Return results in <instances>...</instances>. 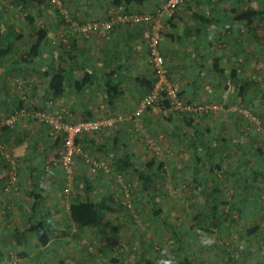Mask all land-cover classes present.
Wrapping results in <instances>:
<instances>
[{"label": "crops", "instance_id": "obj_1", "mask_svg": "<svg viewBox=\"0 0 264 264\" xmlns=\"http://www.w3.org/2000/svg\"><path fill=\"white\" fill-rule=\"evenodd\" d=\"M166 2L167 0H146L143 4L137 5L126 0H64L69 20L62 21L61 18H57L53 10L48 12L52 20L49 19L42 26L47 32L42 60L46 66H50L53 61H57L53 54H59L60 67L68 72V83L62 94L52 98L51 90L48 88L49 78L45 79L39 70L31 67L23 70L30 78V87H27L25 92H31L34 104L44 106L43 116L48 126L45 128L38 122L27 124L25 129L18 130L20 133L17 136V143L12 140L6 141L8 138L3 133L0 135V139L7 146L21 143L20 145L29 149L30 155L32 153L40 155L36 163L30 162L29 155L25 157V170L20 174L21 179L19 178L15 187L10 189L7 186L8 178L2 174L0 176V217L5 214L10 217L11 222V226L0 230V260H7V257L13 256L12 251L9 252L10 256L9 253H2V248L8 241L10 249L14 250L13 245L23 248L29 245L30 238L33 239V235L29 234L27 241L22 239L24 237L17 238L32 205L29 196L33 186L37 188L34 187L35 190L45 189L44 194L48 186L52 184L59 186L61 175L57 177V173L60 171L53 167L55 163L49 164L50 159L44 160L47 151L50 150L48 147L58 146L55 144L56 136L52 133L48 118H60L71 123L84 119H101L111 121L113 127L111 130L113 132L118 130L120 136L132 134L133 112L145 93V81L152 78L147 45L140 26L118 25L112 27L108 33L99 32L83 36L73 28V24L81 25L91 20L104 21L111 15L124 12L158 13L161 21L159 49L164 59L168 80L177 86L184 102L214 104L218 109L213 114L219 115L230 114V106L243 105V100L254 107L258 114L264 111V101L261 95L255 93L258 92L255 91L257 85L255 75L259 60L257 44L248 35L247 29L236 20L244 11H259L264 10V7L259 8L255 0H184L183 4L170 15L164 10ZM68 21L71 23L67 29L64 24H69ZM258 24L257 20L256 25ZM72 29L77 32H72ZM66 52L70 53V57L64 55ZM219 71L223 72L222 75L218 73ZM85 72L91 74L92 85L81 90L73 87L75 82L82 80ZM234 77L236 80H233ZM108 82L117 88V95L110 103L105 92ZM243 82L247 84L240 96L239 87L244 85ZM0 84L3 87L2 83ZM171 115L173 118L155 105L142 118L146 124L145 128L157 119L166 123V119L169 118L173 124L169 122L167 127L171 131L175 125L181 126V122L186 121L177 114ZM220 120L221 125L224 119ZM165 123H162L163 128L166 127ZM35 125L37 126L34 127ZM33 127L35 129L43 127L44 130L38 131L37 134L33 133L35 137L33 138L30 134ZM108 128L103 127L101 130L107 131ZM35 139H40L41 142H36ZM34 143L36 146L33 149ZM86 144L93 147L84 143L85 146ZM95 145H98V142H95ZM234 147L230 145L229 149L232 150ZM228 167L232 168L229 165ZM48 205L50 209L53 208L50 203ZM8 209L11 212L7 211ZM18 216L23 219L21 224L15 222ZM14 256L17 259L31 257L29 255L24 258L23 253L17 252Z\"/></svg>", "mask_w": 264, "mask_h": 264}, {"label": "rangeland", "instance_id": "obj_2", "mask_svg": "<svg viewBox=\"0 0 264 264\" xmlns=\"http://www.w3.org/2000/svg\"><path fill=\"white\" fill-rule=\"evenodd\" d=\"M255 1L258 2L259 8L264 7V0ZM61 2L64 4V0H61ZM50 8H53V6ZM46 11V8L43 6H41L39 12L32 6L22 11L20 6L15 5L14 0H1L0 12L3 14L0 15V29H4L3 35L8 31L12 34L8 43H12L15 48L20 47L18 42L14 41L15 39L13 38L16 37L15 33L19 32L22 36L21 42L24 44L26 35L30 31L25 16H32L35 20V26L40 28L51 19V16ZM66 19L69 20L68 16ZM79 25L73 24L72 26L74 29H77L76 26ZM74 29H72V32H77ZM25 46V44L22 46L19 51L20 53L25 51ZM16 54H9L6 61L11 63V61L17 60ZM257 67L258 71L256 75L259 77L264 76L263 57L259 58ZM1 75L2 71L0 70ZM22 77L23 75L20 72H15V69L10 68L8 70L5 82L11 86V91H13L12 85H17V90L20 92L22 90V93L25 92V90L20 88L21 83H24L20 79ZM1 82L2 79L0 77ZM2 99L3 94L0 90V100ZM230 107V114H210L207 116L208 119L204 118L206 120H203V124L211 130V133L204 138L206 140L214 142L215 135L217 134L221 138L231 139L230 145H233L232 140H239L241 144L239 148L235 146L232 150L229 149L227 151L229 156L227 163L232 167L228 168L232 170L219 173L217 176L212 175L209 171L212 168L209 162L197 171V177L205 180L206 191L210 190L212 186H217L219 188L218 199H225L237 204L240 199L239 196L242 195V175H237L234 173V170L243 172L244 167L242 163H238L239 159L237 160V158L242 156V150L245 146L247 150H251V153L246 157L250 164L253 162L258 167L261 165L260 163H264V129L260 126L262 125L260 124L262 119L259 121V119L251 116V114L246 117L241 116L243 114H237L239 111L247 112L242 105ZM237 108L238 111L234 112ZM29 110L27 111L29 112ZM142 117L135 122L131 120L134 130L132 134L119 135V142L126 146L125 150H123V147L120 148V144H114L115 135L112 131V122L102 120L106 123L105 127H109L108 130L103 131L106 130L103 129L87 137L94 140V142H98V145L89 147L87 144L86 146L84 143L81 144V152L78 153L76 161L73 160L72 162V174L69 175V178L67 176L64 177V171L58 165L59 160L55 157L60 156L63 152L62 142H59L56 147H48L50 150L47 151L44 160L48 161L50 159L49 164L55 163L53 167H57L60 171L57 173V177L61 175L62 181L65 183L64 187L47 188L46 195L48 196V204L50 203L54 208H51L52 211L55 210L57 212L58 223L55 226L60 229L68 228L66 230V237H60L57 243L53 244V249H51L52 251L49 255H40L36 251H32L33 248L31 249V247L34 244L32 238H30L29 245L23 248L13 245L15 247L14 250L13 248L10 249V241H8L4 248H2V253L7 254L12 251L13 256L11 257L9 253L10 257H7V260H1L0 264H104L102 260L106 258L99 253L101 249L108 251L112 257L117 258L118 264H158L161 259H172L174 264H180V260H177L178 244L176 234L181 243H183V251L186 255L189 254L191 264L219 263L216 258V250L211 248L212 244L202 246L199 243L201 237V234L198 233L200 221L194 219V216L204 211V202L208 201L211 197L204 194L200 195L194 189L190 172L195 161L190 142L186 138L177 140L170 136V130L167 127L168 123L159 119L154 121V123H150V126L147 125L145 128L146 124L143 122ZM25 118H27V115L24 117L18 114L17 117L11 119L9 115H6L5 109L0 104L1 126L2 124L7 125L9 123L11 126L19 127L22 124V120L25 121ZM222 118L224 119L222 123H225L224 130L221 129L220 125V119ZM99 120L101 121V119ZM14 122L18 124L15 126ZM163 122L166 126L164 128ZM38 123L40 124L41 121ZM170 124L173 123L170 122ZM180 125H183V130L189 133L190 130L184 127L183 122ZM248 126L256 134H250V131L247 129ZM34 127L31 130L32 133H30L33 138H35L33 133L37 134L38 131L44 130V126L37 129ZM16 130L12 134V142L17 143V136L20 133L18 130L20 129ZM183 130H179L178 128L177 131L180 133ZM247 131L249 133L244 134ZM52 133L61 139L59 134L53 131ZM35 141L41 142L40 139H35ZM42 142L44 143L45 141L42 140ZM20 144L7 146L6 143L0 140V156L2 158L0 161V176L2 174V176L9 178L10 172L13 171L17 173L19 181L21 179L20 174L25 170V157L29 155L30 162L36 163L40 155L35 153L30 155L29 149ZM257 149H262L263 151L260 159L257 156ZM125 152L131 157L134 167L138 169L144 168L145 163L151 158H155L158 162H164L165 166L163 172L161 171V177L152 185H149L148 196L142 191L143 181L137 180V173L133 171L132 167L120 171L114 165L115 156L118 157L117 161L122 162L126 160L127 155H125ZM202 152L207 154L205 150ZM85 180H87L88 184H91L90 189L87 191L89 195H92L91 199H96L104 194L110 197V199L108 197L106 209L103 210L104 219L101 222L102 230L100 232L98 228H91L80 232L75 226H66L70 193H83L86 188ZM260 187L263 188L259 185ZM254 193L257 194V189L255 188L244 196L245 198L249 197V201L252 202V194ZM151 195L153 197H150ZM148 199H152L156 203L155 210H160L159 215L154 216L152 213L153 209L148 208L146 204ZM258 199L259 205L262 206L264 204V188L261 190L260 198ZM7 211L11 212L10 209ZM9 220L10 217L8 218L5 214L0 217V230L11 226ZM22 221L21 216H18L15 220L18 224H21ZM243 221L244 224L253 225L256 224L257 217L252 215L251 220L243 219L238 224L232 219L230 223L225 225L226 228L221 233L222 238L219 240H215L212 235L208 236L213 241H218V244L222 245V247L227 244L235 246L240 239V228L244 226L242 224ZM16 252L19 254L24 252L27 256L30 255L31 257L17 259L14 256Z\"/></svg>", "mask_w": 264, "mask_h": 264}, {"label": "trees", "instance_id": "obj_3", "mask_svg": "<svg viewBox=\"0 0 264 264\" xmlns=\"http://www.w3.org/2000/svg\"><path fill=\"white\" fill-rule=\"evenodd\" d=\"M14 1L15 5L20 6V9L22 11L28 9L29 6H32L38 12L40 11L41 6L46 8L47 13L53 10L55 16L59 19L61 18L62 21L66 19L68 14L66 12V14L64 15L56 7L50 8L52 5L49 3L48 0ZM145 1L146 0H126V2H134L137 5H141ZM62 8L66 11V9L64 8V4H62ZM2 14L3 13L0 12V15ZM25 19L28 21V27L30 31L26 35V41L24 42V44L26 45L24 48L25 51L21 53L19 51L22 46H24L23 42H21V34L17 32L15 33L16 37H13L15 39L13 40L17 41L20 46L15 48L12 43H8L12 34L8 31L9 33L7 32L3 35L4 29H0V70L2 71V75L0 77L2 79L1 83L3 86L0 87V90L4 94L3 99L0 100V104L1 106H3V109H5L6 115H9L11 119L17 117L18 114L24 117L27 115V118H25V121L22 120V124H20L19 127L11 126L8 122L7 125H0V135L1 133L5 134V137H7L8 140H12V134L17 131L16 129H25V126L27 124L41 121L40 124H42L44 127L48 126L46 123H44V117L38 118L34 116L35 113L43 114L45 112L43 111V105H40V107L39 105L33 103L34 96L31 94V92L22 93V90L21 92L17 90V85H12L13 91H11V86L8 83L6 84L5 79L8 75V70L10 68L15 69V72H20V74L23 75V77L20 78L22 81H24V83H21L20 86V88L23 90H26L27 87H30V78L23 70L29 67L34 70H39V72L43 75L45 79L49 78L48 88L51 90L52 98H57L60 94H62L65 91V88L68 83V72H65L64 69L60 67L61 57L59 56V54H53L55 60L57 61H53L50 66H46L45 62L43 63V46H45L44 44H46L47 39L46 30L43 27L37 28L35 26V20L32 16H25ZM236 20L237 22L241 23L245 29H247L248 35H250L253 41L257 44L259 58H264V10L244 11L241 13L240 16L236 17ZM257 20L259 21L258 25H256ZM68 23L69 24H64L67 29L70 26L71 22L68 21ZM12 53L16 54V57L18 59L9 63V61H6V58L9 56V54ZM64 55H66V57H70L69 52H66ZM218 73L222 75L223 72L219 71ZM233 74L234 76L236 75L235 73ZM255 76V84H257L255 91L258 90V92L255 93L261 95L260 97L262 98V101H264V76ZM236 78L234 77L233 80H236ZM92 83L93 82L91 81V74L85 72L82 80L80 82H75L73 87H76L77 89L81 90L83 88L89 87L90 85H92ZM154 83L155 79L152 70V78L151 80L145 81V93L139 103L145 98L146 95H148L152 91ZM246 84L247 83H244L242 87H239L240 96H242V92H244L243 87H245ZM105 92L107 93V97L110 103L111 101H113L114 96L117 95V88L113 85H110L108 82L105 86ZM162 95L164 96L165 94L163 93ZM178 96L180 100H182L180 97V93H178ZM157 105L158 109H160L162 112L166 111L170 118H173V115L171 114H177V116H180L182 120L183 118L186 119V121L183 122L184 127L188 128L191 131L187 133L185 130H183V127L178 125H175L172 131L168 128V130H170V135L173 138H176L177 140L186 138L190 142V145L193 148L192 150L195 161L190 172L192 183L194 184V189L200 195L204 194L211 197L208 201L206 200L204 202V211L199 212L197 215L194 216V219L200 221L198 233L212 235L215 240H219L222 238L221 233L226 228L225 225L230 223L232 219L238 224L241 223L243 219L251 220L252 215L257 217V222L253 225L244 224L243 221L242 224L244 226L242 225L243 227L240 228V239L238 240L235 246L227 244L226 246L222 247V245L218 244V241L214 240V244L211 245V248L216 250V258L219 261L218 264H264V204L260 206L258 199L260 198L261 190L264 188V163H260L261 165H259L258 167L253 162H251L252 164H250L246 157L249 153H251V150H247L244 146L242 150V156H239L240 158H237V160L239 159L238 163H242V165L244 166L243 172H240L239 170H234V173H236L237 175H242V195L239 196L240 199L238 200L237 204L235 203L236 205L231 201L225 199H218L217 195L219 194V188L217 186H212L210 190L206 191L205 180L197 177V171L204 165H207L209 162L212 167L209 171L212 173V175L217 176L219 175V173L229 172L232 170L227 166V160L229 161L227 151L229 150L231 139L221 138L218 134L215 135L214 142H211V140L204 139L206 136H208V134L211 133V130L208 128V126L203 124V120L204 118H207V116H209L210 114H213L214 111L212 110L208 111L207 113L199 114L175 110L172 106V103L168 101L166 97L162 100H159ZM242 106L245 108L249 115L251 114V116L256 117L257 119H259V121L262 119L260 123L262 125L260 126H262V128L264 129V111L258 114L257 112H255L254 107L252 108V106L248 105V103L244 102V100ZM152 108H148L147 111L151 110ZM28 109H30L29 112L27 111ZM237 114H243V112L240 111ZM241 116L246 117L244 114ZM166 122L169 123L171 122V120L168 118L166 119ZM14 123L13 124L15 126L16 124H18L16 122ZM224 124L225 123H221V125ZM178 128L179 130L181 129L183 131H180V133H178ZM221 129L224 130L223 127H221ZM247 129L251 133L255 132L249 126ZM248 131L246 132V134H248ZM89 135L90 134H83L79 138H76L75 145H81L82 143L86 142L92 146H95L94 140L87 138ZM114 135V144H120V136L118 135V130L114 131ZM55 141V144H59V141L61 142V139L56 136ZM232 144L237 148H239V146L241 145L238 139L232 140ZM120 145V148L123 147V150H125L126 146L124 144ZM35 146L36 144L34 143L33 149ZM203 150H205L207 154H204L202 152ZM125 155H127L126 152ZM262 155V149H257V156H259L258 159H260ZM55 157L58 160L60 158V156ZM1 160L2 158L0 156V161ZM117 160L118 157L115 156L114 165L118 170L123 171L130 167L133 168V171L137 173V180L143 181L142 191H144L147 196L149 193V185H152L157 179L161 177V171L163 172V168L165 166L164 162H158L155 158H151L150 160H148L145 163L144 168L141 169L134 167V164L131 161V157L129 155H127L126 160L122 162ZM58 165H60V163H58ZM12 172H10L7 185L10 189L15 186L18 181V175L17 173H15V180L11 182ZM66 176H68V174L64 172V177ZM64 183L65 182L62 181L61 176L59 186L64 187ZM84 183H86V188L83 193H70L71 195L69 196L68 202L66 226H75L80 232L87 229L89 230L91 228H98L100 232L102 230L101 222L104 219L103 210L106 209L107 200H109L110 197L104 194L96 199H91L92 195H89L87 192L90 189L91 184H88L87 180H85ZM255 184L257 185L255 186ZM259 185L263 188H259ZM34 187L35 186H33V189L31 190L29 196L30 200L32 201V205L31 208H29V214L26 218L24 226L21 228V232L17 234V238L21 239L22 237H24L22 239L27 241L28 234L33 235L34 245H32L31 247V249L33 248L32 251H36L40 255H49L52 251L51 249H53V244L57 243L60 237H66V230L68 228L60 229L55 226V224L58 223V217L56 214L57 212L52 211L50 209V206L48 205V196L44 194L45 189L40 188L38 190H35L37 188L35 187L34 189ZM53 187L56 186L52 184L47 188L52 189ZM254 188L257 189V194H252L253 199L252 202H250V198H245V194H247ZM150 197H153V195H151ZM146 204L148 205L149 209H153L152 213L154 216L160 214L159 209L155 210L156 203L153 202L152 199H148L146 201ZM176 241L178 244L177 260H180V264H191L189 261L190 256L189 254L186 255L183 251V243H181L177 234ZM22 253L24 254V258L27 257L26 253ZM99 253L102 254L104 258H106L105 260H102L104 264L119 263L118 259L114 256L112 257L108 251H104L103 249H101L99 250Z\"/></svg>", "mask_w": 264, "mask_h": 264}, {"label": "built area", "instance_id": "obj_4", "mask_svg": "<svg viewBox=\"0 0 264 264\" xmlns=\"http://www.w3.org/2000/svg\"><path fill=\"white\" fill-rule=\"evenodd\" d=\"M49 3L56 7L64 15L66 12L62 8L61 0H48ZM184 0H167L164 10L170 15L173 14L182 4ZM118 25L140 26L142 28L143 37L147 45L148 63L154 73V87L152 91L145 96L133 112L132 119L134 122L140 120V117L147 111L158 104L159 100L167 98L172 103L175 110L187 113H207L208 111H216L218 107L214 104H186L180 100L177 86L168 80L167 70L165 68L164 59L159 49L161 39V21L158 13H137L124 12L121 14L111 15L104 21H86L76 30L83 36L96 34L99 32L108 33L112 27ZM165 94L164 96L162 94ZM235 111V110H234ZM245 116L249 115L243 112ZM36 117H44L43 114H36ZM256 121L255 118H253ZM48 123L54 133L59 134L63 144V152L60 154L59 163L61 169L69 175L72 174V162L81 152V145H75L76 138L83 134H95L99 132L106 123L100 120L88 119L74 123L66 122L60 118H48ZM15 180V172L11 173V182Z\"/></svg>", "mask_w": 264, "mask_h": 264}, {"label": "clouds", "instance_id": "obj_5", "mask_svg": "<svg viewBox=\"0 0 264 264\" xmlns=\"http://www.w3.org/2000/svg\"><path fill=\"white\" fill-rule=\"evenodd\" d=\"M213 240L207 234H201L199 243L202 246H207L213 244ZM158 264H174L172 259H161Z\"/></svg>", "mask_w": 264, "mask_h": 264}]
</instances>
